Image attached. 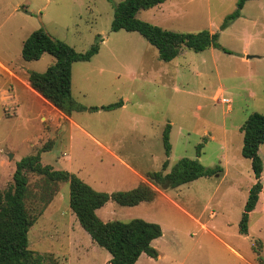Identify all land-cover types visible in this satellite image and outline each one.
<instances>
[{
  "label": "rangeland",
  "instance_id": "obj_1",
  "mask_svg": "<svg viewBox=\"0 0 264 264\" xmlns=\"http://www.w3.org/2000/svg\"><path fill=\"white\" fill-rule=\"evenodd\" d=\"M122 1L0 0V197L12 185L16 163L44 146L50 150L41 153L42 165L72 173L98 192L129 191L140 183L26 85L29 71L41 73L54 63L48 54L22 60V42L33 31L43 29L76 52L99 40L97 55L72 65V98L85 108L119 100L124 108L74 112L71 120L137 172L160 171L168 160V173L183 158L221 170L158 191L152 202L134 207L109 201L96 211L98 218L141 219L161 227L162 237L152 242L157 259L142 255L136 264H256L255 241L264 258V193L249 215L247 235L239 234L255 183L250 161L241 156L240 128L251 114L264 115V5L247 1L242 15L222 31L219 26L238 0H167L139 11L137 19L164 30L219 33V44L232 53L182 49L166 63L139 34L111 32L112 5ZM243 46L253 56L247 62L237 57ZM167 124L168 157L162 143ZM258 155L264 188V145ZM26 177L25 206L34 218L28 249L46 257L45 264H105L109 254L91 241L69 209L68 184H51L30 172Z\"/></svg>",
  "mask_w": 264,
  "mask_h": 264
},
{
  "label": "trees",
  "instance_id": "obj_2",
  "mask_svg": "<svg viewBox=\"0 0 264 264\" xmlns=\"http://www.w3.org/2000/svg\"><path fill=\"white\" fill-rule=\"evenodd\" d=\"M166 1L123 0L117 5H112L111 32L122 30L139 34L156 49L158 59L166 63L174 60L182 49L195 53L216 49L232 54L219 44V33H211L208 30L196 33L172 32L137 19L136 15L139 11L156 8ZM247 1L252 0L237 1L235 9L219 26V31L225 30L240 17ZM99 42L97 40L85 52H76L64 42L52 38L43 29L33 31L22 43V60L38 61L42 55L48 54L54 59V63L44 72L27 73L30 88L66 117H70L74 112H110L121 108L123 106L121 100L106 106L85 108L72 98V65L89 62L98 54ZM240 131L243 135L241 156L250 161L255 180L248 192L238 224L239 234L247 235L249 215L255 210L259 195L264 193L261 182L263 163L258 155L259 146L264 145V115L251 114ZM169 132L170 125L167 124L162 133L166 157L169 156L171 149ZM200 148L201 145L197 147V157L200 156ZM49 150L48 146H44L37 154L19 160L15 165L12 185L4 193L3 198L0 197V264H45L47 260L46 257L28 249V231L34 223V218L25 206L28 194L27 172L44 176L51 184H68L69 209L91 241L109 254L110 258L105 264H136L141 255L157 259L158 252L152 247V242L162 237L161 227L141 219L103 222L96 215V211L109 201L122 207H134L140 203L152 202L158 191L175 189L202 177H210L221 170L219 167L207 169L196 159L183 158L165 173L168 167L166 160L160 171L145 173V183H139L129 191L106 193L94 190L72 173L42 165L40 155ZM252 251L255 254V263L264 264L260 241H255Z\"/></svg>",
  "mask_w": 264,
  "mask_h": 264
},
{
  "label": "crops",
  "instance_id": "obj_3",
  "mask_svg": "<svg viewBox=\"0 0 264 264\" xmlns=\"http://www.w3.org/2000/svg\"><path fill=\"white\" fill-rule=\"evenodd\" d=\"M257 4H259V5H264V1H262L261 0V2L260 3H257ZM162 5V4H161ZM158 8V7H157ZM241 15H242V13H241ZM211 33H213V32H211ZM23 43V42H22ZM226 49V48H225ZM237 57L238 58H240L242 61H244V62H247V57H248V53H247V48L245 47V46H243V50H242V52L241 53H238L237 54ZM252 58H253V56H252ZM2 61V60H1ZM24 69H26V68H24ZM9 71V70H8ZM12 76L13 77H17L15 74H13L12 73ZM28 80V79H27ZM26 85H27V87H29L30 88V86H29V83H28V81H26ZM31 89V88H30ZM32 90V89H31ZM33 91V90H32ZM34 92V91H33ZM124 108V105L121 107V108H119V109H117V110H120V109H123ZM64 116V115H63ZM64 118L67 120V122L69 123V125H73V126H76L78 129H80V131H81V133H83V134H85L86 136H88V138H90L101 150H103L107 155H109L110 157H112L114 160L115 159H117L116 160V162L118 163V164H121V165H123V166H125L126 167V169L127 170H130L132 173L131 174H133L138 180H139V182L140 183H145L146 182V180H145V178H144V175H145V173H147V172H145V171H143V172H137L133 167H131V166H129L128 164H126L122 159H120L119 157H117L114 153V150L111 148V147H109L108 145H106V144H104L103 142H100L98 139H95L94 137H92L89 133H87L86 131H84L83 129H81L76 123H74L73 122V120H71V116L70 117H66V116H64ZM129 171V172H130ZM142 256V255H141ZM140 256V257H141ZM137 263V262H136Z\"/></svg>",
  "mask_w": 264,
  "mask_h": 264
},
{
  "label": "built area",
  "instance_id": "obj_4",
  "mask_svg": "<svg viewBox=\"0 0 264 264\" xmlns=\"http://www.w3.org/2000/svg\"><path fill=\"white\" fill-rule=\"evenodd\" d=\"M229 102H230V101H229L228 99H221V103H222V104H229ZM227 106L230 108V105H227ZM229 108H228V109H229Z\"/></svg>",
  "mask_w": 264,
  "mask_h": 264
},
{
  "label": "water",
  "instance_id": "obj_5",
  "mask_svg": "<svg viewBox=\"0 0 264 264\" xmlns=\"http://www.w3.org/2000/svg\"><path fill=\"white\" fill-rule=\"evenodd\" d=\"M249 58H252V56H248V57H247V59H249ZM9 157H11V155H10Z\"/></svg>",
  "mask_w": 264,
  "mask_h": 264
}]
</instances>
